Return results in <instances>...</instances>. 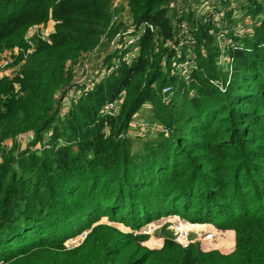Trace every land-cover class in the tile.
I'll return each instance as SVG.
<instances>
[{
    "label": "trees",
    "instance_id": "obj_1",
    "mask_svg": "<svg viewBox=\"0 0 264 264\" xmlns=\"http://www.w3.org/2000/svg\"><path fill=\"white\" fill-rule=\"evenodd\" d=\"M112 1L0 0V54L25 46L33 26L57 22L52 44L38 41L20 71L0 80V264H264V5L237 0L254 34L234 39L235 73L222 92L212 81L228 77L208 26L196 33L199 69L188 85L169 70L178 44L171 0H129L135 23L157 26L161 41L144 35L130 67L61 117L57 95L71 81L68 63L100 44ZM167 85L175 87L169 104L161 95ZM121 94L120 114L103 117L105 103ZM146 105L168 134L135 152L134 139L121 135ZM29 133L20 150L17 138ZM49 134L51 147L35 151ZM171 217L213 226L205 243L227 251L236 239L235 252L204 253L198 243L184 249L172 236L160 249L145 246L151 236L143 228Z\"/></svg>",
    "mask_w": 264,
    "mask_h": 264
},
{
    "label": "built area",
    "instance_id": "obj_2",
    "mask_svg": "<svg viewBox=\"0 0 264 264\" xmlns=\"http://www.w3.org/2000/svg\"><path fill=\"white\" fill-rule=\"evenodd\" d=\"M264 5V0H257ZM241 2L249 5L248 0ZM168 9L174 15L173 25L177 29L178 44L175 46L176 57L172 59L169 70L172 75L181 81L196 83L194 77L198 71V59L196 57L197 39L196 33L200 25L208 26L207 32L213 38L215 46L220 51L218 65L227 74L228 80L222 79L212 81L220 91L226 92L232 75L235 73L234 59L229 54L241 40L251 37L254 34L253 21L250 16H246V10L239 6L237 0H171ZM112 19L109 28L102 36L100 44L92 51L83 53L78 59L68 63V70L71 74V81L62 93L57 95L60 108L59 114L64 117L73 106L93 90L96 84L106 80L120 66L130 67L139 56L140 43L147 33H151L156 42L161 41L162 36L159 28L151 23L137 25L130 13L129 0H113ZM49 23L53 24L48 26ZM57 22L50 19L47 24L35 25L30 28L25 36V46L16 47L13 50L0 54V80L3 78H13L16 71L26 62V60L36 51L38 41L52 44L51 36L56 31ZM116 33L110 36L112 31ZM202 54L206 56L204 47ZM167 64V58L164 60ZM167 71V70H166ZM156 88V85H154ZM175 87L167 85L162 88L161 95L163 103L169 104ZM124 95L121 94L113 101H108L102 108V116L116 118L122 109ZM168 134V129L156 122H141L139 115H136L130 122L129 129L121 135V138L145 137L147 135ZM27 145L33 139L30 134ZM26 138V137H25ZM62 143V142H61ZM8 149L7 144L5 145ZM50 134L47 135L42 144L37 145L34 150L41 152L49 149ZM4 153L0 152V164L3 161ZM180 230L176 240L184 249H188L191 242L188 239V231ZM86 235H83L84 239Z\"/></svg>",
    "mask_w": 264,
    "mask_h": 264
},
{
    "label": "rangeland",
    "instance_id": "obj_3",
    "mask_svg": "<svg viewBox=\"0 0 264 264\" xmlns=\"http://www.w3.org/2000/svg\"><path fill=\"white\" fill-rule=\"evenodd\" d=\"M20 70L18 69L16 71V73H18ZM15 73V74H16ZM151 105H146L143 110L140 112L139 114V120L141 122H151L153 123L152 119H151ZM26 137V138H25ZM29 137L31 136H27V135H20L17 138V143L19 144V148L20 150H24L26 149V144L25 141L29 140ZM151 137V138H150ZM147 135V136H143V137H134V142H135V152H139L142 151L144 144L148 141H151L152 138H154L152 135ZM7 144V147L9 149H11V147L14 145L13 141H7L5 143V145ZM101 223H105V224H112L114 226H116L117 228L121 229L122 232L124 233H128L130 232L129 229L125 228V226L123 225H115L114 223H110L108 222L107 219H102ZM167 228V231L163 233V230ZM186 229L185 231H188L189 235H188V239L191 242V244H195L198 243L200 246V249L204 252V253H208V252H213V251H218L220 252L222 255H231L232 253H234V249H228L227 251H224L223 248H226V245H219V243H214V244H208L205 243L208 241V239L206 238V236H210L212 235L211 232V228L208 225H193L190 224L189 222L182 220L180 218H164L160 221L154 222L148 226H146L145 228H143L142 234H148L151 236L150 239H155L156 241V245H154L155 248L161 246L160 248H162L164 246V241H165V236H172L173 240L175 243L178 236H179V232L180 230ZM162 233L164 234V237H159L160 235H162ZM149 239V240H150ZM84 239L81 237L76 238L74 240L69 241L66 245L69 248L72 247H77L79 246V244L83 241ZM148 240V241H149ZM147 241V242H148ZM159 242V243H158ZM146 243V242H145ZM144 243V245H145ZM179 244V243H177ZM180 245V244H179ZM235 245H236V239H235ZM234 245V247H235ZM147 246V245H145ZM181 246V245H180ZM182 247V246H181ZM150 248V247H148ZM183 248V247H182ZM230 248V247H227ZM151 249V248H150Z\"/></svg>",
    "mask_w": 264,
    "mask_h": 264
},
{
    "label": "crops",
    "instance_id": "obj_4",
    "mask_svg": "<svg viewBox=\"0 0 264 264\" xmlns=\"http://www.w3.org/2000/svg\"><path fill=\"white\" fill-rule=\"evenodd\" d=\"M48 26H52V27H53V24H52V23H49V25H48ZM30 134H31V133H29V134H26V135H27V136H30ZM151 240H152V239H151ZM148 247H150V248H152V249H153V248H154V249H160V247H161V246H159V247L155 248V247H151V246H149V245H148Z\"/></svg>",
    "mask_w": 264,
    "mask_h": 264
},
{
    "label": "water",
    "instance_id": "obj_5",
    "mask_svg": "<svg viewBox=\"0 0 264 264\" xmlns=\"http://www.w3.org/2000/svg\"><path fill=\"white\" fill-rule=\"evenodd\" d=\"M100 223H101V222H100ZM208 226H209L210 228H213V226H211V225H208ZM220 231H221V230H220ZM149 241H151V239H150ZM149 241H148V242H146V243H145V245H147V246H148V245H149ZM153 249H154V248H153ZM234 250H235V247H234Z\"/></svg>",
    "mask_w": 264,
    "mask_h": 264
}]
</instances>
